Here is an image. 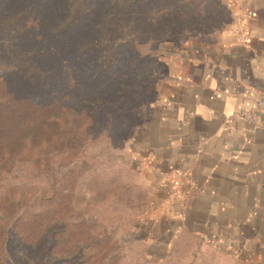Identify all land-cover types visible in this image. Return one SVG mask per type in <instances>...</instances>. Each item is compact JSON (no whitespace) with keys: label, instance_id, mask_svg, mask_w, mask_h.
<instances>
[{"label":"rangeland","instance_id":"obj_1","mask_svg":"<svg viewBox=\"0 0 264 264\" xmlns=\"http://www.w3.org/2000/svg\"><path fill=\"white\" fill-rule=\"evenodd\" d=\"M228 3L203 0L193 8L199 17L197 27L178 29L155 42V85L115 113L117 118L126 114L125 127L107 132L106 124L112 119L100 108L90 120V129L79 121L71 128L66 118L57 138L49 133L47 144L32 150L34 155L37 152L34 163L30 157L16 158L12 170L1 173L0 251H6V246L17 255L12 264L19 260L21 264H264L236 249L205 244L185 231L176 234L162 257H154L141 239L140 228L152 231L147 219L164 200V191L153 188L151 173L138 166L136 155V139L148 127L150 107L167 81L169 55L161 49L169 51L191 39L215 36L232 19ZM85 34L81 26L67 38L79 40ZM64 46L46 44L44 65L50 76L43 84V89H49L45 98L63 95L81 82L82 69L64 56Z\"/></svg>","mask_w":264,"mask_h":264},{"label":"crops","instance_id":"obj_2","mask_svg":"<svg viewBox=\"0 0 264 264\" xmlns=\"http://www.w3.org/2000/svg\"><path fill=\"white\" fill-rule=\"evenodd\" d=\"M228 1L215 36L161 49L167 81L136 139L138 166L164 191L152 231L140 228L154 257L186 231L264 260V114L242 116L264 95V0Z\"/></svg>","mask_w":264,"mask_h":264},{"label":"trees","instance_id":"obj_3","mask_svg":"<svg viewBox=\"0 0 264 264\" xmlns=\"http://www.w3.org/2000/svg\"><path fill=\"white\" fill-rule=\"evenodd\" d=\"M202 1L0 0V176L12 170L16 158L30 157L34 163L37 152L32 150L47 144L49 133L57 138L66 118L71 128L79 121L90 129L100 108L112 119L107 132L125 127L126 114L117 118L115 113L155 85V42L178 29L197 27L193 8ZM81 26L86 34L68 40ZM50 41L55 47L65 43L64 56L77 62L82 72L79 84L45 98L49 89L43 84L50 74L44 62ZM39 96L41 102L33 101ZM5 249L0 264L16 262L17 255Z\"/></svg>","mask_w":264,"mask_h":264},{"label":"built area","instance_id":"obj_4","mask_svg":"<svg viewBox=\"0 0 264 264\" xmlns=\"http://www.w3.org/2000/svg\"><path fill=\"white\" fill-rule=\"evenodd\" d=\"M264 114V95L257 98L254 106L244 111L242 116L246 119H252Z\"/></svg>","mask_w":264,"mask_h":264}]
</instances>
